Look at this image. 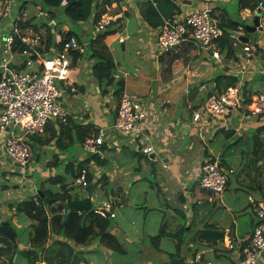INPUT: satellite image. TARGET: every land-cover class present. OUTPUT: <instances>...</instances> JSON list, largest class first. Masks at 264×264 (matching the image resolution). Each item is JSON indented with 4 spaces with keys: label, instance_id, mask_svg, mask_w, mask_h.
Segmentation results:
<instances>
[{
    "label": "crops",
    "instance_id": "obj_1",
    "mask_svg": "<svg viewBox=\"0 0 264 264\" xmlns=\"http://www.w3.org/2000/svg\"><path fill=\"white\" fill-rule=\"evenodd\" d=\"M6 1L10 3V10L0 20V51L5 35L10 33L11 26L17 18L24 20L33 15L46 16V14L39 15L40 9L33 8L31 0ZM144 1L146 0H124L119 5L106 6L104 15L115 19L114 22L119 21L117 27L121 26L114 36L107 38L106 44L113 59L115 52L130 51L131 47L130 65L135 72V77H131L125 67L116 62V78L124 79L125 94L143 97L147 101L150 112L157 113L159 117L157 130L161 139L156 143V156L152 159L149 156L136 154L127 138L117 137L114 141L110 139V147L105 148L103 158L100 159L102 163H97L95 159H91L88 163V169L94 177L105 175L108 178L110 188L108 194L101 189L100 184L96 189L91 187L88 194L76 183L73 189H68V194L72 197H83L93 195L97 190L103 195L101 205L107 201L113 203L114 217L111 219L114 220V226L110 228V232L117 236L124 245L123 260L132 258V251L136 252L135 257H140L138 264H152V261L157 258L170 257L176 251L170 237H162L158 247L153 245L150 239L162 231L167 235L184 227L189 229L185 233V242L180 257L186 258L189 250L196 253V250L200 248L201 252L198 253L204 254L206 262L210 261L209 257L213 254L215 257L217 255L229 258L232 263V255L223 252L224 240L219 248L210 246L207 242L210 238L204 234L207 225L201 222L200 216L195 215L198 200H200L196 189L202 190L197 184L196 172L203 161L212 159H218L219 162L222 159L226 161L222 151L215 154L208 147L215 142L219 133H223L228 141H232L234 137L245 140L246 134L253 133L256 128L264 124V114L252 117L246 109L247 106L243 104L240 109L225 118H208L207 122H203V119L195 123L192 117L205 105L201 101L205 95L200 96V92L204 94L206 90H211L212 80L216 76L228 74L238 77L237 87L242 94L245 92L247 95H252V98L264 92V83L258 85L254 83L256 78L260 79V75H264V35H259L257 46H253L255 51L249 58L240 50H236L232 58H226L224 54H220V59H214L211 52H218L216 45L211 50L205 51L194 42L186 41L181 48L185 50L186 57L193 54L189 64L183 66L177 60L171 66L170 73L167 74L158 61L162 56L157 53L156 45V32L159 27L152 29L141 16ZM175 5L180 13L174 15L173 18L206 7V4L199 0H176ZM209 10L212 18L213 15H219V11L225 10L230 17L236 18L238 15L249 24L258 9L253 12L245 9L238 13V0H219L210 3ZM91 23L90 19L87 24H72L63 15L55 17V20L51 22L61 33L69 30L75 31L77 26L78 32L76 33L84 44L92 35ZM261 23L264 25V9ZM53 31L55 41L59 43L61 36L55 28ZM25 32L32 33L31 30ZM239 34L240 36L247 35L245 30L239 31ZM256 35L258 34L253 36ZM249 44L252 45V43ZM55 51L58 50L55 49ZM20 60L18 58L15 62ZM91 67L92 61L86 57L81 58L75 66L71 65L69 80L60 85L64 92L63 105L69 114L67 124H69L72 135H75V130L83 126L110 130L118 108V101L113 97L112 91L106 95L101 93L92 77ZM194 84L198 85L195 93H193ZM187 85L191 87L189 90L186 89ZM53 125L57 130L58 127ZM46 128L49 129V126ZM45 130L29 135L27 138L30 160L24 170L9 162L4 152L6 135L0 133V187H4L0 189V215L4 221L11 220L21 231V240L18 242L20 253L31 248L29 228L32 221L24 213H18L16 209L18 205L38 194L39 182L57 174L64 175L67 164H77L78 161L90 157L85 156L81 144L74 143L64 147L69 139L66 137L67 133L58 147L55 145V140L41 145L39 139L46 136ZM76 146L80 147L82 152L77 153L74 149ZM163 164L167 165V169L163 168ZM263 164L264 160L260 161L258 169H261ZM230 176H228L225 191L231 184ZM262 177H264V169L257 170V172L244 171L236 177L235 182L249 189L253 187V183L259 185L258 189L253 190L257 191L260 196L257 200H261V194L264 191ZM91 200L94 202L93 196ZM196 217H200L198 222ZM225 230L230 231L232 240L238 239L234 230ZM225 230L221 231L225 232ZM250 235L239 238V240L245 241ZM53 239L64 241L63 238L53 235L48 245ZM166 241H170L171 244L166 246ZM68 244L74 248L76 253H79L80 264H95L92 256L99 251V248L103 253L107 254L108 251L97 245L98 243L86 246H77L72 242ZM20 257L28 264L22 254L15 255L13 262L18 263ZM218 262L212 263L218 264Z\"/></svg>",
    "mask_w": 264,
    "mask_h": 264
},
{
    "label": "built area",
    "instance_id": "obj_2",
    "mask_svg": "<svg viewBox=\"0 0 264 264\" xmlns=\"http://www.w3.org/2000/svg\"><path fill=\"white\" fill-rule=\"evenodd\" d=\"M205 8L164 19L156 32L157 53L163 55L178 49L186 41L194 42L200 49L209 51L223 35L217 20L211 17L209 4L219 0H199ZM65 1L62 2V5ZM262 3L259 4V8ZM10 10V3L0 0V20ZM39 15H45L42 11ZM17 18L11 31L5 35L0 51V133L5 134L4 152L7 157L24 170L30 160L29 135L41 133L49 123L56 126L66 124L69 114L63 105L64 92L61 83L69 80L72 65L71 52L85 54L86 44H80L75 37L63 42L61 51H53L51 56H44L40 51L42 39L39 35L23 32ZM110 16L103 15L94 26L92 37L114 22ZM239 32L230 35L233 48L240 50L247 58L252 56L253 45L239 40ZM14 38H17L25 49L14 53ZM214 59L220 54L211 52ZM19 58V62H15ZM244 98L239 87L229 88L222 95H211L200 112L193 114L192 120L197 123L207 122L208 118H225L240 109ZM249 115L257 117L264 114V92L252 98L246 107ZM159 117L151 113L146 99L136 95L123 94L118 105L117 114L110 130L99 129L98 133L85 139L82 149L85 156L103 158L104 149L110 147V139L127 138L133 150L141 155H156V143L160 141L158 132ZM109 132V133H108ZM167 169V165L163 164ZM233 170H223L219 160L203 161L196 172L197 184L202 190L222 194L227 185L228 176ZM85 189L88 184L83 171L75 182ZM37 202L36 199H34ZM248 202L256 217V223L249 238L245 241L232 240L230 231L224 232V249L233 253L236 264H264V199L248 197ZM112 203L107 201L94 206L96 215L114 217L110 212ZM62 214L65 213L63 209ZM202 254L196 252L191 264L201 263ZM0 264H6L0 261ZM37 264H45L40 261ZM205 264H213L207 261Z\"/></svg>",
    "mask_w": 264,
    "mask_h": 264
},
{
    "label": "trees",
    "instance_id": "obj_3",
    "mask_svg": "<svg viewBox=\"0 0 264 264\" xmlns=\"http://www.w3.org/2000/svg\"><path fill=\"white\" fill-rule=\"evenodd\" d=\"M64 1L65 4L62 5ZM122 1L124 0H31V6L39 8L46 16L38 17V15H33L24 20L20 19L17 23L23 32L31 30L33 34L39 35L43 45L39 48V51L44 56H51L53 50L57 49L61 51L63 42L70 37H75L80 44H84L80 41L75 31L69 30L66 33H61L59 29L54 27L51 22L55 20V17L63 15L72 24H87L91 19V30L93 31L94 26L106 14V6H111L112 4L119 5ZM175 1H144L141 7L143 20L152 29L160 27L164 19H172L174 15L180 13L179 8L175 5ZM263 1L238 0V13L245 9L253 12L259 8V4ZM213 18L218 21L219 27L223 31V35L215 42L216 49L219 54H224L226 58L234 57L236 49L233 48V40L230 35L234 32L244 31V22L237 20L239 19L238 15L236 18L230 17L225 10L219 11V15H213ZM118 22L110 23L104 31H101L95 37L91 35L90 39L86 41L85 54H79L78 52H71L70 54L73 66L84 57L92 61L91 74L98 84L101 93L106 95L112 91V95L119 105V101L124 94L125 83L123 78H116L117 65L106 44L107 38L114 36L121 28V26L117 27ZM54 28L61 36L59 43L55 41V33L54 31L52 32ZM252 45L257 46L256 43ZM24 49L25 46L21 45L17 38H14L13 52L21 53ZM184 52L185 50H181L180 46L178 49L160 56L158 61L164 67V71H171L173 63L181 59ZM212 83L213 88L205 94V97L201 100L202 104H206L211 95H222L229 88L237 87L239 78L228 74L219 75L212 80ZM242 96L244 97L243 104L248 106L252 101V95H247L244 92ZM47 126H49V129L46 128ZM47 126L45 127L46 130L44 129L46 136L40 138L39 143L45 145L55 140L56 147L62 144L66 133V137H69V139L66 138L68 139V143H65L64 147L71 146L74 143L81 144L82 147L87 137L99 131L98 128L83 126L75 130V135H72L67 123L57 125V130L53 127V123H49ZM263 132L264 125L259 126L254 131L253 155L251 160L247 161L248 169L251 172L260 170L258 169V163L264 160ZM103 151L105 152V149ZM91 159H95L99 164L102 163L98 156H90L82 161H78L77 164H67L64 175L57 174L39 182L38 189L41 190L45 197L51 199L49 203H46L39 194H36L34 198L25 200L18 205L16 208L18 213H24L32 221L29 228V243L31 247L29 250L22 253L19 252L18 242L21 240V231L16 228L11 220L4 221L0 215V261H4L6 264H17V262H13L14 256L22 254L27 259L28 264H37L38 261H43L46 264H80L79 253H76L68 242H72L77 246H86L97 242L106 251H111V255L117 256V258H124V245L117 236L110 232V219L112 217H102L94 213L93 209L95 205L91 200L92 195L72 197L68 194V189L74 188L76 180L81 177L83 171L85 172L87 184H92V189H96L97 185L100 184L101 189L108 194V189H110L107 181L108 178L105 175H100L96 178L88 169V163ZM219 166L223 170L228 171L231 169L223 159L219 162ZM258 186L253 183V187L250 189H258ZM261 195V199H264V191H262ZM63 209L65 210L64 214L61 213ZM49 214L51 215L50 217ZM188 229L182 227L179 231L167 235L162 231L150 239L152 244L157 247L164 236L170 237L174 242L176 251L171 254L169 257L170 262L167 264H188L186 258L180 257L181 249L185 242V233ZM204 234L210 238L207 240L210 246L221 247L224 231L218 230L213 225H207ZM53 235L61 239L63 238L64 241L53 239L52 243L48 245Z\"/></svg>",
    "mask_w": 264,
    "mask_h": 264
},
{
    "label": "rangeland",
    "instance_id": "obj_4",
    "mask_svg": "<svg viewBox=\"0 0 264 264\" xmlns=\"http://www.w3.org/2000/svg\"><path fill=\"white\" fill-rule=\"evenodd\" d=\"M238 18H239L237 19L238 21L244 22V26L247 25L246 21L242 20L241 17H238ZM74 30L75 32H78V27L76 26ZM129 50L131 51V47L129 48ZM130 51L115 52L114 60L115 62H118L121 66L125 67V70L128 71L131 77L134 78L135 72L133 71L132 66L130 65V62L132 60V57H129ZM192 56L186 57V55H184L183 53L182 58L179 59L178 61L181 63V65L187 66V64H189L190 57L192 58ZM165 73L169 74L170 71L165 72ZM254 83L258 85L260 83H264V81L262 80L260 81V79L256 78L254 80ZM199 84H201V82H199ZM197 87H198L197 84L193 85V93L196 92ZM186 89L187 90L190 89L189 85L186 86ZM207 92H208L207 90H206V93L204 92V94L200 92V96L207 94ZM253 135H254V131L251 134H246V136L244 137L245 140H241L238 137H234L232 141H228L225 138L223 133H219L216 137L215 142L212 145H209L208 147L215 154H219L221 151L223 152V156L226 162L233 170V173H231V176H230L231 184L225 192L219 195L211 193L210 191H207V190L196 189L197 196L198 198H200V200H198L195 214L196 216L201 217V222H203L205 225H213L220 231L225 230V229H232L235 231L236 237L238 239L246 237L248 236V234H251L252 227L256 223V217L252 210L251 205L248 202V197L250 196L254 199L260 198L257 191L246 188L245 185L240 186L235 182L236 177L244 172L242 170L250 171V169H248V166H247V161L249 162V160H251L252 155H253ZM262 137H264V132H263ZM262 143L264 145V138H263ZM79 148L80 147L78 146L74 148L77 153L82 152L81 149ZM77 153H74V154H77ZM263 169H264V164L261 166L260 170H263ZM263 178L264 177L261 178V182L264 184ZM3 188L0 187V189H3ZM92 196L94 198L95 206H100L101 205L100 201L103 199V195L100 194L97 190H95ZM200 217L199 218L196 217L197 222L200 220ZM110 223H111L110 227H113L114 220L110 219ZM170 244H171L170 241L165 242L166 246H169ZM189 251L190 252L187 253V257H186V261L187 260L190 261L188 264H190L194 258L193 250H189ZM196 252H201V249L198 248ZM223 252H225L226 254L229 253L233 257V254L231 252H227L224 249H223ZM131 255H132V258L123 260L122 257L117 258V256H113L109 252H107V254L106 252L103 253L102 249L99 248V251L93 254L92 259L95 262V264H138V262L140 261L139 260L140 257H135L137 255L135 251H132ZM209 258H210V261L214 263L219 261L218 264H236V261H234V258L231 261L232 263H230L229 258L227 259V258H224L222 256H217V255L215 257V255L213 254ZM204 260H205L204 254H202L201 263L205 264L206 261ZM152 262H153L152 264H167L168 262H170V258L169 257H163L161 259L157 258ZM17 264H27V263H26V260L24 261V259L20 257L18 259Z\"/></svg>",
    "mask_w": 264,
    "mask_h": 264
},
{
    "label": "water",
    "instance_id": "obj_5",
    "mask_svg": "<svg viewBox=\"0 0 264 264\" xmlns=\"http://www.w3.org/2000/svg\"><path fill=\"white\" fill-rule=\"evenodd\" d=\"M263 9H264V1L262 2V5L260 8H258V10L255 12L254 14V17L251 21V23L247 24L244 26V30L246 32V36L245 35H241L239 36V40L244 43V44H249V43H252V44H255L258 39H259V35H264V25H262L261 23V20H262V16H263ZM258 34L256 36H253L252 38H250L251 35H254V34ZM123 46V45H122ZM262 81H264V75H260L259 77ZM189 88H191L189 86ZM156 155L155 154H152L150 155L149 157L154 159ZM9 162L13 163L10 159H9ZM14 166L15 167H18L20 168V165L19 164H16L14 163ZM92 187V184L91 185H88L85 190L88 192V194L90 193L89 189ZM211 193H213L211 191ZM38 194L40 195V197L42 199H44V201L46 203H49L51 201V199L45 197V195L41 192V190L38 191ZM113 211V208H111L110 212ZM106 217H109V213H107V216Z\"/></svg>",
    "mask_w": 264,
    "mask_h": 264
},
{
    "label": "clouds",
    "instance_id": "obj_6",
    "mask_svg": "<svg viewBox=\"0 0 264 264\" xmlns=\"http://www.w3.org/2000/svg\"><path fill=\"white\" fill-rule=\"evenodd\" d=\"M263 115V114H262ZM261 116V115H260ZM257 117H259V116H257Z\"/></svg>",
    "mask_w": 264,
    "mask_h": 264
}]
</instances>
